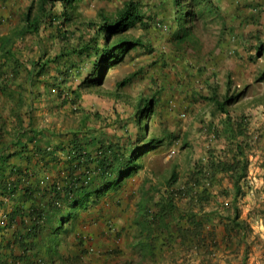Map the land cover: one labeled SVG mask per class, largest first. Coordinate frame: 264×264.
Returning a JSON list of instances; mask_svg holds the SVG:
<instances>
[{"label":"trees","instance_id":"16d2710c","mask_svg":"<svg viewBox=\"0 0 264 264\" xmlns=\"http://www.w3.org/2000/svg\"><path fill=\"white\" fill-rule=\"evenodd\" d=\"M83 1H32L20 23L0 34V264H93L87 262L93 252L88 232L106 217L100 204L111 196L122 195L121 191L145 169L146 156L162 151L172 138L149 137L140 131L137 142L107 143L99 136L106 133L90 126L88 116L69 130L41 126L35 111L36 101L45 97L42 89L57 88L62 105L68 104L72 96L71 102L76 104L84 91L104 85L113 69L145 60L117 85L126 87L141 67L162 56L150 39L152 35L136 37L134 29L152 26L182 49L196 45L194 23L207 15L219 16L221 10L215 0H128L115 13L101 10L97 19H87L80 10ZM155 5L166 10L176 7L172 24L154 18ZM55 26H60L56 30L66 41L71 40L69 34L76 36L77 30L81 33L74 38L75 43L64 45L52 58L43 50L38 58H27L19 41L32 37L42 49L44 33ZM166 46L168 43L160 50L165 51ZM147 48L149 55L145 57L140 49ZM257 50L264 55L263 44ZM83 55L95 58L94 67L77 89L67 91L72 73L77 76V70L81 74L74 57L82 61ZM52 64L58 73L47 77ZM50 93L47 99L53 103L55 98ZM242 95L227 96L224 101H218L216 92L208 97L225 114L222 123L231 143L225 153L231 150L232 157L222 159L212 153L206 166L199 164L183 181L175 170L160 182L147 177L137 191L140 199L131 228L134 240L128 243L132 253L125 260L120 256L126 252L114 248L110 258L117 256L116 264H180L193 254L204 264H220L217 256L222 247L224 261L231 262L235 256L238 264H249L257 243L263 244L264 250V239L253 238L254 226L242 216L239 205L245 195L243 182L249 175L252 140L246 119H233L229 106ZM158 104L157 95L140 99L136 120L141 129L146 131L143 122L155 113ZM218 175L228 176L231 183L224 186L221 178L222 185L216 192ZM230 195L233 211L220 216L222 211L211 207ZM256 212L264 221V206L254 209L251 215ZM216 216H220V224L214 223ZM113 224L108 223V233L114 232Z\"/></svg>","mask_w":264,"mask_h":264},{"label":"rangeland","instance_id":"374dc122","mask_svg":"<svg viewBox=\"0 0 264 264\" xmlns=\"http://www.w3.org/2000/svg\"><path fill=\"white\" fill-rule=\"evenodd\" d=\"M2 1L11 8V14L10 17L3 19L4 26L0 27V34L18 25L22 13L32 1L37 0H0V3L4 5ZM8 1L11 4L7 3ZM126 1L128 0H84L80 10L85 18L97 19L99 11L115 13ZM136 1L166 3L171 0ZM215 1L221 9L218 11L220 15H207L205 19L194 23V33L197 38L195 46L176 48L166 34L152 26L143 28L142 25L134 29L133 34L136 37L152 35L150 39L156 44L157 51L162 53V56H156L154 61L145 64L144 68L141 67L139 76H135L134 81L128 86L117 87L128 73L137 70L145 63V60L139 61L142 62L141 64L125 63L113 69L104 85L84 91L82 98L76 104L71 102L74 99L72 96L68 104L62 105L61 100L56 96L57 88L54 87L43 88L44 99L39 98L40 100L36 101L35 114L41 126L69 130L71 127H77L80 120L88 116L90 126L106 133L105 136L101 133L99 136L107 143L115 141L128 145L137 142L140 131L149 137L172 136L165 142L162 151L152 152L146 156L145 169L136 180H132L126 190L121 191L122 195L116 194L113 198L111 196L100 204L106 217L102 223L89 228L88 242L93 249L87 259L89 263L116 264L119 258L117 256L110 258L116 247L126 252L120 258L126 260L128 255H131L128 243L134 240L131 228L136 204L140 199L137 191L147 177L160 182L175 170L183 181L199 164L206 166L212 153L222 159L232 157L231 150L230 153H225L231 147L222 123L225 114L219 112L215 102L208 98L215 92L218 101H224L227 96L243 92V95L229 106L233 119H246L245 123L249 127L252 140L249 175L243 182L245 195L239 200V205L242 216L248 218L254 226L253 238L259 236L264 239V221L257 212L251 215L254 209L264 206V55L259 54L257 50L260 44L264 46V0ZM160 6L162 5H155L157 10H155L154 18L164 23H171L174 15L172 10L176 11V7L166 10L164 7L159 8ZM249 20L254 22L249 23ZM56 26L52 29L48 28L44 33L42 49L39 48L37 41H32V37L19 41V47L24 48L27 58H38L41 50L52 58L60 53L64 45L75 43L74 38L81 33L77 30L76 36L69 34L67 37L71 40L66 41L56 30L60 26ZM164 39L168 43L165 51L160 50L166 44L162 43ZM147 51L148 48L140 49V53L145 57L149 55ZM82 58L81 61L78 57H74V61L80 64L78 69L81 74L79 76L77 70L75 71L77 76L72 73L66 86L67 91H69L68 88L77 89L94 67L95 58H88L87 55H83ZM130 59L131 57L127 61ZM50 72L47 77L57 75L56 65H51ZM50 90L54 95L52 97L58 102L52 103V99H47L48 95H51ZM153 95L159 97V104L155 113L143 122L147 128L145 131L144 128L139 127L136 120L137 105L142 97ZM221 178L222 184L229 186L228 176L218 175L219 180L215 182L217 186L213 187L216 192L222 185ZM220 200L219 206L214 204L211 208L222 211L220 216L231 213L233 195H230L228 199L220 198ZM95 214L96 212L94 217ZM86 216L90 215L83 217ZM220 216L215 217V224H220ZM109 222L115 224H113L115 229L112 233L107 231ZM224 249L222 247L218 252L217 258L221 260L220 264H238L239 259L235 256L231 257L234 258L231 262L224 261L222 254ZM258 256L262 259L264 256L263 244L260 243L254 246L249 264H252L253 258L256 261ZM261 260L259 264H264ZM180 264L204 263L199 256L193 254L184 261L181 260Z\"/></svg>","mask_w":264,"mask_h":264},{"label":"crops","instance_id":"0c3cea01","mask_svg":"<svg viewBox=\"0 0 264 264\" xmlns=\"http://www.w3.org/2000/svg\"><path fill=\"white\" fill-rule=\"evenodd\" d=\"M3 2V1H2ZM10 3V1H8ZM3 4L0 3V16L2 15H5L4 18L6 17H10V14H11V8L8 6V5H5V2H3ZM11 4V3H10ZM9 15V16H8ZM3 18V19H4ZM0 21L2 22L3 20L0 19ZM4 24H0V27H3ZM52 145H55V141L52 143ZM262 259V257L258 256L254 261V258H253V261H252V264H259V261ZM261 261H264L263 259Z\"/></svg>","mask_w":264,"mask_h":264},{"label":"clouds","instance_id":"9594fccd","mask_svg":"<svg viewBox=\"0 0 264 264\" xmlns=\"http://www.w3.org/2000/svg\"><path fill=\"white\" fill-rule=\"evenodd\" d=\"M159 25L164 26V23H159Z\"/></svg>","mask_w":264,"mask_h":264}]
</instances>
